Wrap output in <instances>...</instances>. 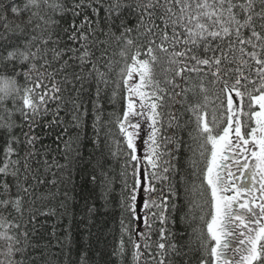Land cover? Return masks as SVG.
<instances>
[{"label": "snow or ice", "instance_id": "1", "mask_svg": "<svg viewBox=\"0 0 264 264\" xmlns=\"http://www.w3.org/2000/svg\"><path fill=\"white\" fill-rule=\"evenodd\" d=\"M42 5L50 10L45 15L40 13ZM157 9L163 10L159 16L164 24V30L159 33L160 44H156L159 29L156 24ZM101 13L104 14L103 20ZM126 13L136 19L135 24L130 25ZM37 18L43 21V26L35 22ZM105 22L106 30L102 27ZM0 26L5 32V36L0 38V139L4 142L5 156V163L0 167V207H11L23 216L24 196L29 197L30 203L29 219L20 234L23 246H16L20 244V238L7 237L14 241L7 248V255L13 257L7 264H52L47 251H42L49 245L32 243L26 225L35 224L39 216L54 214L52 209L40 211L31 205L37 200L43 202L59 195V189L56 193L49 191L48 194L40 195H36V190L44 185L56 187V173H52V179H48V173L53 164L61 172L67 165L57 164L55 158L53 164H49L47 159L41 161L36 158L47 156L51 151H60L59 145L63 142L65 153L76 152V160H83L76 141L80 139V121L86 120L89 112L85 109L83 115L80 114L79 109L83 106L80 97L85 91V82L89 84L90 92L93 79L96 81L95 97L89 95V102L96 136L92 142L99 146L98 125L102 120L103 107L99 103L102 100L100 84H108L106 73L100 71L99 65L113 42L123 45L120 55L125 58V65L120 69L118 87H123L125 103L123 116L118 118L117 123L127 150L126 155L133 162L138 160L137 141L144 132L143 123L148 121L151 123L148 137L144 140L148 146L145 159L153 168H157L160 157L164 155L158 151L157 137L161 129L157 127V117L160 115L158 109L165 106L158 103L164 100L160 93H166L167 87H161V80L156 78V65L167 64L161 75L163 83L171 85L173 89L188 84L190 74L200 76L198 87L200 93L204 94V101L189 104L186 112L187 123H195L201 141L199 147L207 149L211 146L210 158L206 151L201 152L207 164L200 185L204 192L200 194L210 189L211 198L206 201L210 204L209 211L201 215L200 220L207 224V233L214 241L205 250L210 248L212 264H264V0H164L163 4L159 0H52L51 3L49 0H0ZM169 26L172 29L171 37L167 32ZM178 27L180 31H177ZM141 29L144 31L141 32ZM133 32L137 34L135 37ZM11 35H17L18 39H10ZM100 36L105 39H100ZM140 37L144 40L142 44L137 43ZM169 43L171 51L166 46ZM177 46H182V50L176 51ZM133 48L135 52L129 64L127 51ZM144 49L146 51H142ZM157 51L167 55H158ZM96 52H99V56L95 55ZM141 56L148 58L142 59ZM111 65L112 61L109 60L105 67L110 68ZM61 73L62 78L56 80L55 77ZM253 73L258 78V88L252 87L257 83L250 80ZM209 75L212 78L210 83L217 90V99H220V109H224L226 100V119L223 116L218 118L217 109L209 112L206 95L209 89L204 83ZM75 83L81 85L75 89L77 99L71 98L72 89H68L69 100L64 103L70 102L73 105L71 122L74 127L71 130L76 131L77 135L75 140L71 137L64 140V135L70 129L66 126V117L60 115L61 93L64 91L61 85L72 84L75 88ZM145 89H151V92ZM194 89L195 85L167 94L174 101L181 95H185L187 100L188 92L196 95ZM115 95L114 92L113 97ZM49 101L56 102L55 109L47 106ZM245 107L248 109L246 113ZM234 108H239L241 115L248 117V124L254 119L256 126L248 131V124L242 122ZM49 115L51 119L47 120ZM175 118L173 115L172 119ZM38 128L43 130L44 136L49 135L53 129H60L53 141L57 144L55 150L43 144L42 136L36 133ZM248 138L259 149L253 150L250 156L247 155L248 149L242 147L250 145ZM164 139L169 160L166 161L168 167L163 169L164 175L160 179L168 182V173L172 172L174 182L168 184V195H163L161 191V204L146 200L144 208L149 210L155 207L158 210L152 213L161 225L158 229L159 239L154 242L157 254H164L158 264H166V261L167 264H176L186 255L182 251L185 245L181 243L183 235L179 231L170 230L169 222L171 229L184 228L191 223L189 215L202 205H197L195 201H182V191L186 196L199 191L195 184L189 188L187 178L182 174L181 157L185 142L174 135ZM38 143L43 152L36 148ZM233 144L236 154H244L246 158L242 167L239 166L240 161L236 160L237 171L246 181L239 185L233 179L235 173L224 163L229 159L225 153ZM20 148H23V155L20 154ZM12 156L17 159H11ZM247 160H253V163L249 164ZM95 169L96 166L91 176L92 184L97 181ZM151 175L155 177L156 173ZM99 176L102 177V186L110 183L102 166ZM146 178L137 179L134 173L131 187L125 181L128 195L122 196L121 207L133 219L139 218L136 189L138 186L143 187L142 179ZM67 179L69 177H62L61 181ZM30 180L34 183L29 184ZM254 190L258 196L254 195ZM145 191L155 192V189L145 188ZM229 192L232 194L228 195ZM64 196L67 198V192ZM173 198L176 203L170 204ZM61 207L64 205L61 204ZM88 211L91 213L93 209ZM208 215L211 220L207 219ZM144 222L145 227H151L148 217L144 218ZM13 227L19 229L20 224ZM126 231L128 228L122 219V236ZM193 234H197L195 229ZM135 235L134 232L129 238L135 249L133 259L139 260L144 254L141 252V241H144L145 249H151L152 244L147 242L148 233L139 232V237L133 239ZM202 236V232L198 234V238ZM229 238L238 242L236 246L229 242ZM123 246L121 239L119 248L122 250ZM29 250L35 255H31ZM148 255H152L151 251ZM169 255L172 256L171 260L167 259ZM16 256L21 258L17 260L14 258ZM84 259L82 256L81 261ZM0 264H4V261H0ZM199 264H206V261L201 259Z\"/></svg>", "mask_w": 264, "mask_h": 264}, {"label": "trees", "instance_id": "2", "mask_svg": "<svg viewBox=\"0 0 264 264\" xmlns=\"http://www.w3.org/2000/svg\"><path fill=\"white\" fill-rule=\"evenodd\" d=\"M51 3L52 0H49ZM161 4L164 3V0H159ZM36 11V9H33ZM47 10L43 5L40 9L41 15H45ZM163 14L162 9H157L156 14V24L159 25L158 35L156 37V44L161 43L160 32L164 30V24L159 19V16ZM130 25L136 23L134 17L128 16L125 14ZM104 14L101 13V20H103ZM40 23L43 26V21H40L38 18L35 21ZM106 30V22L102 25ZM38 31V30H37ZM141 32L144 30L141 29ZM177 31H180L179 27ZM169 37L172 35L171 26L167 28ZM37 34V33H33ZM133 37L137 34L132 33ZM5 36V32L2 26H0V38ZM10 39L17 40V35H11ZM100 39H105L104 36H100ZM144 42L143 37L137 39L138 44ZM51 46V45H50ZM169 50H172L171 44H167ZM123 45L117 44L115 42L111 43L108 47L106 56L100 63V71L106 73L105 79L108 81V84H100L102 100L99 102L102 104V120L98 125L99 128V146L94 144L92 141L96 136V133L93 131V117L91 116L92 106L89 102V95L93 98L95 97L96 81L93 79L91 81V90L89 89V84L84 83L85 91L81 94L80 100L83 101V106L79 109L81 115H83L85 109L88 110L89 115L86 120L82 119L80 121L79 136L80 139L76 141V146L80 147L81 154L83 155L82 161L76 160V152L65 153L63 151V142L60 143V151H51L47 156H39L36 159L43 161L47 159L49 164H53V158L55 162L60 165H67V167L61 172L57 171L55 165L53 164L51 170L48 173V179H52V173H56L58 180L56 187H50L49 185H44L36 190V195L56 193L59 189V195H56L55 198L49 199L47 201L37 200L34 205L31 207L39 208L40 211H47L49 209L54 210V214L48 216H39L35 224L28 223L26 229L29 234V240L32 243H40L41 245L47 244L49 247L42 251H47L48 258L52 261V264H158V261L164 255L163 253L157 254V249L155 247V241H158V229L161 227L156 217L152 213L157 212L158 210L153 207L149 210H145L144 203L145 201H155L156 204H161L163 195H168V184L174 182L172 180V172H169V181L162 182L160 177L164 175L163 169L168 167L166 161L169 160L167 155L168 148L166 146L165 137L169 135H174L175 137L182 139L185 142V147L182 149L183 156L181 157L182 161V174L187 178L188 187L192 188L193 184L197 186L199 191L196 194H188L187 196L181 192L182 201L188 203V201H195L197 205H202V207L196 208L194 213L189 215L190 224H186L184 228L179 230L171 229V222H169V228L172 231H179L183 235L181 241L185 247L182 249L186 255H184L181 260L176 261V264H199L201 259L206 261V264H212L210 257V248L206 249V246L213 244L211 237L207 233V224L200 220V216L208 213L210 204L206 203L211 198V190L208 189L207 192L203 195L200 193L204 192L203 188H200L201 181L203 180V175L206 171L207 161L204 157L201 156V152L206 151L209 158L211 153V146L207 149H202L199 147L201 141L198 138L196 131L195 123L188 124V113L186 108L189 104L193 103H203L204 94H201L199 91L200 76L196 74H190V79L188 84H182L181 88L188 87L192 88L195 85V93L188 92L187 100H185V95H181L176 98L174 101L171 95L167 93L180 92L181 88L173 89L171 85H165L163 83V76L161 75L162 69L167 67L166 63L157 64L155 67L156 78L161 80V87H167L166 93H160L164 96L162 102L165 106L158 109L160 115L157 117V127L161 129L157 140L159 144L158 151L164 153L158 161V167L153 168L148 160L145 159V156L148 154L146 146L142 142V136L147 135L150 131L149 124L143 123L144 132L140 139L141 147L138 150V159L142 163L140 168L142 170V177H147L143 179L142 187V197L140 213L141 218L133 219L128 216L126 212L123 211L121 207L122 196H127L128 192L125 190V181H127L128 187H131L133 183V174L137 178V164L133 162L130 156L126 155V148L124 146V141L122 139L121 133L118 126V118L123 116V105L125 101L123 100L124 91L122 85L118 87V82L120 81V69L125 65V58L120 55ZM33 50H35L33 48ZM176 51L182 50V46H177ZM146 51V49L142 50ZM135 49H130L127 51V63H132L131 55L134 54ZM158 55L166 56L167 54L159 53ZM78 55V54H77ZM96 56H99V52L95 53ZM211 55V53H209ZM67 58V57H65ZM142 59H147V56H141ZM95 59V57H93ZM112 61L111 67H105L108 64V61ZM78 63V62H77ZM59 65H54L58 67ZM91 67V65H89ZM214 70V69H213ZM51 71V69H49ZM71 71V69L69 70ZM77 71H79L77 69ZM205 72L208 69H204ZM203 75V73L201 74ZM63 76V73L55 77L56 80H60ZM138 79V77H135ZM171 78V77H169ZM211 76H207L204 80L205 87L209 89L208 93V107L209 112L213 109H217L218 118L223 116L225 119L227 117L226 112V100L224 103V109H220V99H217V90L210 83ZM250 80L257 81L256 84L252 85L253 88L259 87V81L255 73L250 76ZM23 83V80H21ZM47 84L48 81H45ZM80 83H75V88L72 84L61 85L64 91L61 93L62 101L61 107L62 111L60 115L66 117V126L70 129L63 139L68 140L70 137L75 140L76 131H73L72 103H64L69 100L68 89H72V99H77L75 89L80 88ZM51 85H49V88ZM145 91L151 92V89H145ZM116 93L113 97V93ZM79 102V100L77 101ZM50 109L56 108V102L49 101L47 105ZM248 109L245 107L244 112L246 113ZM150 114V113H146ZM175 116V119H172V116ZM242 122L248 124V117L241 115ZM210 118V117H209ZM47 120L51 119L49 115ZM19 122V121H17ZM171 124V126H170ZM179 125L180 127H177ZM187 125V126H185ZM255 125L254 119L248 124V131L251 130V127ZM61 127H64L62 125ZM60 131L59 128L53 129L49 135L44 136L42 129H37L36 133L41 135L43 138V144L49 146L51 149L55 150L57 144L53 143L56 134ZM222 131V129H221ZM191 134V135H190ZM21 139H23L21 137ZM250 143H251V139ZM138 142V141H137ZM139 142V143H140ZM253 148L258 147L256 144H250ZM191 146V148H189ZM245 148V145H242ZM36 148L43 152V148L38 143ZM143 149L144 154L141 152ZM20 154L23 155V148L19 149ZM145 155V156H144ZM226 156L229 157L228 160L224 163L229 167V169L235 173V182L237 185L240 183L246 182L243 177H240L239 172L237 171L238 165L236 160L240 161V167L245 163V155L236 154L235 144L229 149L226 153ZM232 158H231V157ZM230 158L232 160H230ZM11 159H17L16 156H12ZM250 160H247L249 163ZM174 162V161H173ZM5 163L4 156V142L0 139V167ZM127 165V167H125ZM35 167V164L33 165ZM96 166L97 181L95 184L91 183V176L93 174V168ZM102 170L107 174L108 181L110 183L104 184L102 186L101 180L102 177L99 176V172ZM11 167V165H10ZM244 171H248L244 169ZM21 172L23 169L21 168ZM155 172L156 176L153 177L151 174ZM87 173V176L85 175ZM41 175H43V165L41 164ZM69 177L66 181H61L62 177ZM29 184L34 183V181H29ZM27 187L28 185H24ZM206 186V182H205ZM259 185H256L258 189ZM145 188H154L155 192L145 191ZM138 189V187H137ZM136 189V191H137ZM67 192V198H65L64 193ZM232 193L230 192V195ZM23 195V194H22ZM254 195L258 196V192H254ZM171 203H176L175 199L170 200ZM259 203V199H257ZM61 204L64 207H61ZM169 204V207H170ZM23 216L20 213L14 211L11 207L4 208L0 207V261H4V264L12 259L7 255V248L10 243L14 244V241L7 239L8 236L20 238V244L16 246H23V239L20 237L22 231L25 230V222L29 219V197L24 196L23 200ZM88 209H93L89 213ZM148 217V224L150 228L145 227L144 218ZM194 217V219H193ZM123 219L124 224L127 226L128 231L121 233V220ZM208 220H211V216H207ZM19 223L20 228L17 229L13 225ZM35 229V231H33ZM196 230L197 234H193V230ZM138 230V231H137ZM136 233L133 236V239L139 237V232H144L149 234L148 243L152 244L151 249H145L143 247L144 241H141V252L144 253L139 260L133 259V253L135 251L132 240L129 238L130 235ZM203 233L202 238H198L199 233ZM55 233V235H53ZM121 239H123L124 246L121 250L119 248ZM171 242V241H170ZM229 242L236 246L237 241L229 238ZM151 251L152 255H148V252ZM31 255H35L29 250ZM54 253V255H53ZM231 255V254H229ZM84 256L85 259L82 262L81 257ZM15 259H20L21 257L16 256ZM168 260L172 259V256L169 255ZM167 264V261H166Z\"/></svg>", "mask_w": 264, "mask_h": 264}, {"label": "rangeland", "instance_id": "3", "mask_svg": "<svg viewBox=\"0 0 264 264\" xmlns=\"http://www.w3.org/2000/svg\"><path fill=\"white\" fill-rule=\"evenodd\" d=\"M137 108H139V104H137ZM258 110V109H257ZM234 112H235V114L236 115H240V110H239V108H234ZM256 125H254L253 127H255ZM222 132V131H221ZM234 135V134H233ZM147 139V135H143L142 136V142L144 143V140H146ZM248 139H251V138H248ZM140 142V140H138V144H139V147H141V142ZM251 144V143H250ZM245 148H247L248 149V152H247V155L248 156H250L251 155V152L253 151V150H259L258 149V147H255V148H253L251 145H245ZM141 152L144 154V151H143V149L141 150ZM145 156V155H144ZM231 157V156H230ZM232 158V157H231ZM230 158V160H232ZM253 163V160H250L249 161V164H252ZM141 162H140V160L138 159V164H137V167H138V170H137V179H141L142 178V170H141V168H140V166H141ZM247 172V171H246ZM142 184H143V179H142ZM228 195H230V192L229 193H227ZM136 195H137V205H138V209H139V218H138V220L141 218V213H140V207H141V200H140V197H142V187H140V186H138V189H137V191H136Z\"/></svg>", "mask_w": 264, "mask_h": 264}, {"label": "flooded vegetation", "instance_id": "4", "mask_svg": "<svg viewBox=\"0 0 264 264\" xmlns=\"http://www.w3.org/2000/svg\"><path fill=\"white\" fill-rule=\"evenodd\" d=\"M229 168V167H228ZM254 192H256L255 190H254Z\"/></svg>", "mask_w": 264, "mask_h": 264}]
</instances>
